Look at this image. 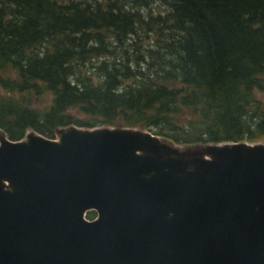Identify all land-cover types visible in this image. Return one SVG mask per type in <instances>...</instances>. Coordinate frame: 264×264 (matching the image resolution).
Listing matches in <instances>:
<instances>
[{"label": "trees", "instance_id": "trees-1", "mask_svg": "<svg viewBox=\"0 0 264 264\" xmlns=\"http://www.w3.org/2000/svg\"><path fill=\"white\" fill-rule=\"evenodd\" d=\"M0 92L12 141L123 126L263 142L264 0H0Z\"/></svg>", "mask_w": 264, "mask_h": 264}, {"label": "water", "instance_id": "water-1", "mask_svg": "<svg viewBox=\"0 0 264 264\" xmlns=\"http://www.w3.org/2000/svg\"><path fill=\"white\" fill-rule=\"evenodd\" d=\"M0 264H264V143L2 136Z\"/></svg>", "mask_w": 264, "mask_h": 264}, {"label": "rangeland", "instance_id": "rangeland-1", "mask_svg": "<svg viewBox=\"0 0 264 264\" xmlns=\"http://www.w3.org/2000/svg\"><path fill=\"white\" fill-rule=\"evenodd\" d=\"M0 94H5V93L0 92ZM258 98L262 100V102L264 103V94L259 93ZM52 99H53V96L50 94H47L44 102L39 106V108L41 110H45L46 108H48L51 105ZM102 127H123V126H101V127H95V128H102ZM84 129H88V128H84ZM2 136H5V134L2 131H0V137ZM261 143H264V141Z\"/></svg>", "mask_w": 264, "mask_h": 264}, {"label": "flooded vegetation", "instance_id": "flooded-vegetation-1", "mask_svg": "<svg viewBox=\"0 0 264 264\" xmlns=\"http://www.w3.org/2000/svg\"><path fill=\"white\" fill-rule=\"evenodd\" d=\"M95 218H96V216H95L94 218L90 219V220H93V219H95Z\"/></svg>", "mask_w": 264, "mask_h": 264}]
</instances>
